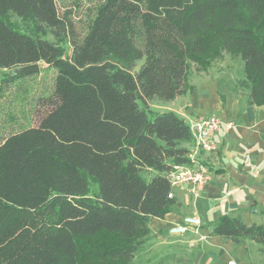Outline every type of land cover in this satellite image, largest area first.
Segmentation results:
<instances>
[{"label":"trees","instance_id":"obj_1","mask_svg":"<svg viewBox=\"0 0 264 264\" xmlns=\"http://www.w3.org/2000/svg\"><path fill=\"white\" fill-rule=\"evenodd\" d=\"M223 53L243 63L247 103L264 105V0H102L80 32L56 0H0V70L55 71L36 123L0 138V264H132L193 141L150 101L183 94L192 67ZM22 76L4 72L0 96ZM212 233L264 247V224L228 214Z\"/></svg>","mask_w":264,"mask_h":264},{"label":"crops","instance_id":"obj_2","mask_svg":"<svg viewBox=\"0 0 264 264\" xmlns=\"http://www.w3.org/2000/svg\"><path fill=\"white\" fill-rule=\"evenodd\" d=\"M214 85L190 84L160 110L174 111L188 123L216 114L222 124L214 136L216 149L202 155L207 180L196 194L173 189L171 210L149 221L150 234L137 256L140 264H264L262 245L244 238L234 243L212 233L213 223L224 214L246 224H264V105L248 104L246 90ZM185 216L200 218L198 232L169 233Z\"/></svg>","mask_w":264,"mask_h":264},{"label":"rangeland","instance_id":"obj_3","mask_svg":"<svg viewBox=\"0 0 264 264\" xmlns=\"http://www.w3.org/2000/svg\"><path fill=\"white\" fill-rule=\"evenodd\" d=\"M102 0H56L60 15L67 14L74 23L77 31L84 30L89 17L93 14L95 7ZM11 21L21 24L16 17ZM143 59L136 64V69L142 64ZM13 69L0 70V77L4 72H13ZM39 72L26 74L11 83L5 84L0 96V138L19 129L32 126L36 123L34 106L39 96L47 95L53 87L55 71L39 62ZM243 76V63L239 58H232L227 53L214 60L206 70H197L193 66L189 74V83L195 87L208 84L214 88H237L234 81ZM208 81V82H207ZM190 88V87H189ZM188 88V89H189ZM190 93V92H189ZM188 96L186 92L185 97ZM165 102L151 100L150 106L155 110H164ZM200 117V116H197ZM196 118V117H195ZM155 171H146V178L154 175ZM97 189L91 185V191ZM139 253V252H138ZM138 253L133 257L132 264H140Z\"/></svg>","mask_w":264,"mask_h":264},{"label":"built area","instance_id":"obj_4","mask_svg":"<svg viewBox=\"0 0 264 264\" xmlns=\"http://www.w3.org/2000/svg\"><path fill=\"white\" fill-rule=\"evenodd\" d=\"M222 120L216 114H209L192 119L189 122L190 131L193 137L192 146L189 148L187 158L189 163L176 164L166 173L171 190L168 197L173 196V189H187L196 194L207 180L209 169L206 165L203 153H208L216 149L215 134L219 130ZM231 125V123H228ZM201 225L198 216H185L181 222L172 225L169 228L171 234H183L191 228L195 232ZM228 264H237L234 260L228 261Z\"/></svg>","mask_w":264,"mask_h":264},{"label":"water","instance_id":"obj_5","mask_svg":"<svg viewBox=\"0 0 264 264\" xmlns=\"http://www.w3.org/2000/svg\"><path fill=\"white\" fill-rule=\"evenodd\" d=\"M39 63H32L27 65H22L17 68L13 69V72L19 75H26L31 73H38L39 72Z\"/></svg>","mask_w":264,"mask_h":264}]
</instances>
